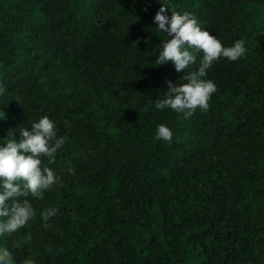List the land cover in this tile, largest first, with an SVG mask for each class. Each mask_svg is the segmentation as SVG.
<instances>
[{
    "label": "trees",
    "instance_id": "obj_1",
    "mask_svg": "<svg viewBox=\"0 0 264 264\" xmlns=\"http://www.w3.org/2000/svg\"><path fill=\"white\" fill-rule=\"evenodd\" d=\"M161 6L0 0V144L45 115L67 137L54 163L43 158L58 183L28 197L24 228L0 236L13 264H264V0H171L225 47L247 49L213 63L209 110L188 119L155 108L169 81L185 82L156 65L170 39L154 23ZM160 124L171 143L155 139Z\"/></svg>",
    "mask_w": 264,
    "mask_h": 264
},
{
    "label": "clouds",
    "instance_id": "obj_2",
    "mask_svg": "<svg viewBox=\"0 0 264 264\" xmlns=\"http://www.w3.org/2000/svg\"><path fill=\"white\" fill-rule=\"evenodd\" d=\"M160 2L162 6L155 14L154 23L158 25L157 31L166 33L170 39L163 42L156 65L171 62L177 72L184 73L182 80L185 82L173 84L169 81L166 98L155 100V108H170L188 119L198 108L203 112L209 110V100L217 88L211 79L205 77L213 63L220 58L236 61L246 55L247 49L243 39L225 47L216 36L202 29L198 19L191 13L185 11L181 14L175 10V6L170 11L171 0ZM169 11L170 17L167 15ZM197 52L202 53L198 70L185 74V69L196 63ZM3 92L4 89L0 87V94ZM17 131L18 139L9 129L8 138L0 144V236L7 234L11 237L34 218L35 211L28 197L43 199V193L58 183L59 179L50 167L44 165L43 158H47L49 165L54 163L57 150L67 140L66 136L57 138L56 126L46 115L33 122L30 130L19 126ZM172 138L169 127L164 124L157 126L156 140L171 143ZM69 172L74 173V170L69 169ZM21 197H24L22 201L19 199ZM57 213L58 209L54 206L41 212L45 227L50 226L48 222ZM26 239L30 242L32 237ZM19 246L20 242L14 243V247ZM47 251L51 253L52 249L49 247ZM0 264H13L9 249L0 248ZM23 264H34V261L28 258Z\"/></svg>",
    "mask_w": 264,
    "mask_h": 264
}]
</instances>
